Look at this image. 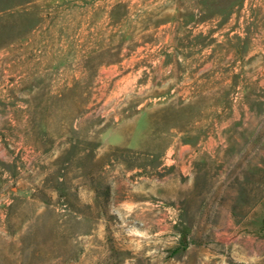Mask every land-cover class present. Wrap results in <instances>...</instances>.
<instances>
[{
	"label": "rangeland",
	"instance_id": "obj_1",
	"mask_svg": "<svg viewBox=\"0 0 264 264\" xmlns=\"http://www.w3.org/2000/svg\"><path fill=\"white\" fill-rule=\"evenodd\" d=\"M0 264H264V0H0Z\"/></svg>",
	"mask_w": 264,
	"mask_h": 264
},
{
	"label": "crops",
	"instance_id": "obj_2",
	"mask_svg": "<svg viewBox=\"0 0 264 264\" xmlns=\"http://www.w3.org/2000/svg\"><path fill=\"white\" fill-rule=\"evenodd\" d=\"M180 151L183 150V149H179ZM206 152L210 151L211 152V149H205ZM202 152L199 150V149H196V152H194V158H199L201 156Z\"/></svg>",
	"mask_w": 264,
	"mask_h": 264
}]
</instances>
